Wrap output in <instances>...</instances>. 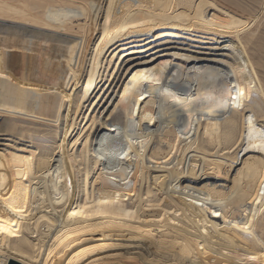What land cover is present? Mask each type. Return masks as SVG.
<instances>
[{"label":"bare ground","instance_id":"1","mask_svg":"<svg viewBox=\"0 0 264 264\" xmlns=\"http://www.w3.org/2000/svg\"><path fill=\"white\" fill-rule=\"evenodd\" d=\"M8 1L0 0V79L40 80L44 93L8 103L0 97V111L29 104L47 126L18 133L4 127L8 115L0 116V264H264V221L260 230L257 225L264 214V85L241 33L212 30L233 36L227 42L235 53L220 59L223 67L201 70L168 58L128 67L106 84V97L115 90L105 115L89 113L72 131L73 109L95 90L110 40L88 58L97 32L92 25L71 26L83 34L66 32L68 21L43 7L19 27L1 24L2 11L19 14ZM257 2L245 31L264 14V0ZM90 11L79 8L77 16ZM133 19L140 20L118 24ZM16 31L33 47L31 67L19 57L2 64L4 45L20 42ZM72 38L80 46L57 43ZM176 78L181 89L189 84L195 94L213 97L194 110L190 97L180 100L182 92L172 89ZM146 94L152 100L144 103ZM177 105L182 115L170 111ZM215 113L222 116H209ZM172 134L174 144L165 140ZM203 170L222 178L200 181Z\"/></svg>","mask_w":264,"mask_h":264},{"label":"rangeland","instance_id":"2","mask_svg":"<svg viewBox=\"0 0 264 264\" xmlns=\"http://www.w3.org/2000/svg\"><path fill=\"white\" fill-rule=\"evenodd\" d=\"M10 1L12 0L7 2L8 5H10ZM13 1L17 6L16 8L19 9L18 16L12 14L9 17H5L2 11L1 14L4 19H1V24L7 23L9 26L19 27L25 24L27 21L34 19L33 17L35 16V9L37 7H43L45 10L48 8L60 15L62 17L61 21H68L65 25V28L67 29L66 32H78L80 34L84 33V31H76L71 26L86 30L87 26L92 25V28L97 30L95 35L92 37L93 40L90 41L88 58H91L93 50L97 45L101 44V41L106 39L108 41L110 40L107 43L108 50L104 53L101 61L102 65L104 66V70L96 79V81L98 80L96 82V87L98 88L95 87V90L92 89L86 98H84L82 101L80 100L81 102H78L79 106H76L77 109L76 107L73 109V116H71L72 124L70 126L72 131L73 129L78 130L84 125L85 122H87V116L89 113H91V115L93 113H97L98 118H100L99 116L105 115L110 104L109 99L115 90L113 88L111 95L106 97V87L108 82L113 85L116 81V78L119 80L122 77L125 69L128 67H132L141 62L143 63V61L150 62L160 58H168L170 60L172 59L171 61L173 65L177 64L179 61L186 62L189 67L194 62L197 67H203H201V70L207 65L214 64H218L223 67L226 65L220 59H222L223 56H228L230 53H235V51H233L234 49H232V47L229 46L227 42L228 40L233 39L231 33L234 32L241 33L240 39L245 52L256 69L260 81L264 85V14L262 15L260 21H258V23H256V25H254L250 31H245L246 24L254 17L256 11L258 10L259 5L257 0ZM83 7L88 9L92 8L93 11L81 16H77L78 9ZM45 10L44 13H46ZM24 11L33 13V15L31 17H22ZM103 13H106V16H99L101 14L103 15ZM125 14L126 16L124 17ZM230 14L232 16H230ZM119 16L121 20H125V18L128 19L130 16L140 18V20L137 22V20L133 19L129 22L127 21L126 24L124 23L123 25H119ZM153 17H157L159 21H155L156 19H152ZM73 18H75L76 21H70ZM142 19L146 21L141 22ZM42 20H45V17ZM149 28H151L150 31ZM218 28L231 33L220 35L212 31ZM145 29L147 30L145 31ZM140 30L145 32H140ZM16 32L18 36H20V42L14 45H9V43L4 45L6 49L3 51L4 59L2 60V64L8 66L11 62V59L19 57V59L27 60V64H29L31 67V64H33V47L26 45V42H22V30L21 32ZM59 32L60 30H56L55 34L57 35ZM57 36H59V34ZM111 40H113V42H111ZM57 43L65 44L67 45L66 47H70L69 49L80 46L79 40L73 38L65 40L60 39L57 40ZM15 52L18 53V56H15ZM135 52L139 53L136 54ZM187 55L191 57L190 60L185 59ZM129 56H132L131 63L128 65L125 64L121 67V65L124 64L123 62ZM117 68H119V70L116 75ZM8 71H10V69ZM185 72L190 73L191 70L189 71L186 69ZM189 73L187 74L192 76L193 73ZM177 74L178 73H176V75ZM113 80L114 82H112ZM174 81L175 82L173 83L175 84L172 86V89L177 93L182 92L179 93L180 100H187L190 97L189 99L191 100L194 110L196 109V111L202 109L201 103L204 100H209L211 97H213L209 94H200V96L195 94L190 89L189 84H184L186 85V88L181 89L179 86L182 85V82L180 83V79L176 78ZM111 85H109V87H111ZM42 87L43 86L40 80L38 83H36L31 82L28 79L16 77L15 75L4 74L0 79V97H4V102L6 103H8L12 97H42V94L44 93V91H42ZM30 89L31 91H29ZM180 89L181 91H178ZM250 97L245 100L247 103L250 102ZM144 98V103L152 100V97L148 94H146ZM226 98L227 97H224V100ZM179 102L180 101H175L176 104ZM81 104L83 105L81 106ZM0 106L2 107L1 103ZM4 108L5 109L0 111V116L8 115L4 121V127L6 129H10L11 126H15L18 133L27 131L29 129H34L35 132L39 133L45 130L44 127L47 126V123L42 121L39 115L36 116L34 114L33 107L29 104L15 107L11 114H9L7 111L8 107H6V105H4ZM173 110L176 111V115H182V112L180 111L182 110L181 105L174 106L170 109V111ZM201 114L203 118L201 117L198 119V121L200 123L202 121L203 123L206 121L204 119L207 114L205 111H203ZM211 115L218 117L222 116L219 113L210 114L209 116ZM106 121H108V118H106ZM180 123L181 122H177V124ZM32 140L29 141L32 142ZM165 140H168L169 143L174 144L176 137L172 134L171 136L166 137ZM168 142H165V144H168ZM191 154L192 153H189L188 156ZM215 160L217 161V158L212 159V162H216ZM197 164V166H201V163ZM205 168H207L206 164L203 165L202 169ZM205 172V170L201 172V174H203L199 179L200 181L205 180L208 177L214 181L221 180L222 178H218L215 175L209 174L207 172L206 174ZM197 173H199V171ZM217 184L222 185L223 183L218 182ZM262 219V222L259 220L257 224L259 230L263 225L264 214Z\"/></svg>","mask_w":264,"mask_h":264}]
</instances>
